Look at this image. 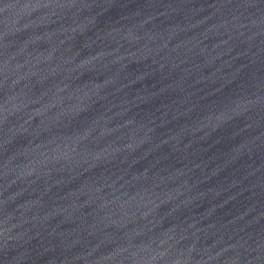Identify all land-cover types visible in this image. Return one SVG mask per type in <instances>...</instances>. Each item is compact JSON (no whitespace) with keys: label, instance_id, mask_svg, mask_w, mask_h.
I'll list each match as a JSON object with an SVG mask.
<instances>
[{"label":"water","instance_id":"obj_1","mask_svg":"<svg viewBox=\"0 0 264 264\" xmlns=\"http://www.w3.org/2000/svg\"><path fill=\"white\" fill-rule=\"evenodd\" d=\"M0 264H264V0H0Z\"/></svg>","mask_w":264,"mask_h":264}]
</instances>
